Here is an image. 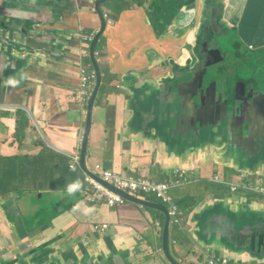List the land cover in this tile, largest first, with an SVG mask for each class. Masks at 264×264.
Listing matches in <instances>:
<instances>
[{
  "label": "crops",
  "instance_id": "obj_1",
  "mask_svg": "<svg viewBox=\"0 0 264 264\" xmlns=\"http://www.w3.org/2000/svg\"><path fill=\"white\" fill-rule=\"evenodd\" d=\"M38 1L26 0V18L30 3ZM84 1H89L86 8L78 5L79 0L67 1L68 7H73L68 12L69 22L59 26L70 38L62 45L67 55L65 60L47 53L48 48L56 46L61 39V33L54 31L49 15L39 14L34 21L41 22L43 32L37 41H32L30 34L34 35V29L30 22L20 25L29 41L26 44L24 111L30 123L32 116L39 123L36 122V127L41 132L45 130V141L30 128L25 151L12 144L22 107L6 104L4 96L18 100L24 92L10 96L11 89L17 88L19 83L10 86L0 80V109L8 112L0 114V131H6L5 136H9L7 140L0 138V169L9 180L13 177L9 169L26 156V166L34 168L33 176L40 177V180H30L26 174V224H30L26 229L19 222L15 227L13 222L18 213L17 199L22 195L13 196L15 192L8 180L5 184L11 195L0 196V264H65L66 255L72 257L71 264H98L109 251L116 249L127 253L130 264H170L163 252H159L162 250L165 214L130 202L110 207L104 201L93 202L90 206L86 200L93 190L84 182L86 172L74 158L81 155L87 107L77 104L74 96L81 82V67L84 63H91L90 58L84 59L81 55L89 44L84 42V37H91L99 29L100 21L91 6L95 0ZM251 1L229 0V13L237 14L232 20L237 25L246 18ZM114 2L103 8L113 12ZM198 2L196 0L186 10H196ZM185 3L176 0L177 7L170 18H165V12L161 13L157 5L154 7L158 24L166 30L164 35L154 30L147 14V9L152 6L151 0H139L129 11L113 12L114 23L107 25L96 48L102 83L93 109L87 169L98 174L96 167L99 165L125 176H144L156 182H168L176 169L187 170L196 181L170 192L185 219V228L170 226L168 233L169 251L175 262L195 264L206 257L207 251L232 261L230 252L239 244L241 254L236 263L232 261L234 264H264V250L251 252L248 244L245 245L252 230L264 232V224H253L247 219V213H256L264 220V197L243 188L254 184L264 173L259 169H256L258 173H250L244 168L223 167L229 162L238 166L245 158L223 152L218 129L205 132L202 140L192 143L181 154L166 150L159 136L144 132L148 124L145 111L148 109L141 107L143 100L138 101L140 93L137 94L136 86L156 80L157 72L153 69L159 58L176 59L171 56L172 49L180 40L182 30L171 22L182 14ZM117 8L121 10V7ZM262 16L261 23H264V7ZM189 32L190 28L187 35ZM260 36L263 35L258 33V40H262ZM42 37L52 38L46 39L45 45ZM67 42L73 43L68 50ZM31 63L42 66L40 80L29 74ZM149 75L152 77L148 78ZM9 108L17 109L18 114ZM8 110L12 111L11 114ZM139 156H144V161ZM224 169V177L239 172L246 182L223 180L217 172ZM216 177L232 186L241 185V188L232 192L231 186L214 182ZM223 192L228 195L224 197ZM153 196L144 199L162 204L161 200L151 198ZM23 205L21 203V207ZM224 220L227 224L211 234L209 224ZM234 220H239V224L233 225ZM90 250L95 254L90 255ZM109 261L120 263L114 256L109 257Z\"/></svg>",
  "mask_w": 264,
  "mask_h": 264
},
{
  "label": "flooded vegetation",
  "instance_id": "obj_2",
  "mask_svg": "<svg viewBox=\"0 0 264 264\" xmlns=\"http://www.w3.org/2000/svg\"><path fill=\"white\" fill-rule=\"evenodd\" d=\"M222 3L227 7L229 0H223ZM106 4L102 5V11L107 25H111L115 20L113 12L119 14V10L114 5L113 12L108 14L103 8ZM212 12L214 13V10ZM229 16L237 18V14H234L233 11H230ZM224 17L225 9L219 16L213 15L211 17L218 19V24L210 21L208 25L198 27L195 33L190 36V42L193 41V53H191V56H189V53L186 54L184 63L187 64L190 59L195 60L194 48H196L201 56L205 58L204 63L209 65L202 69V72L199 71L202 73L200 79L196 76L197 70H194L196 66L194 62L190 69L186 67L177 68L176 74L179 75L192 70L190 75L179 80L184 87L199 91V95L192 99L194 105L190 104L199 109H213L215 118L211 130L218 129L225 154H236L237 156L240 154L242 158L243 156L246 157V159L241 160L238 166L234 162L228 167L223 164V167L228 169L244 168L250 173H258L256 169H259L262 171L261 173H264V35L262 40H258L257 36L252 40L243 37L248 29L255 31L262 26L264 27V23L245 24V19H242L234 28L232 24L224 22ZM27 18L26 0H0V63L4 66L2 69L4 72H8L11 67L10 64L13 63L15 46L18 47L22 43L21 39H17L21 35L17 33L18 28L15 24L20 25L26 20L28 21ZM234 30H236L237 35ZM24 35H26V32ZM53 35L57 36V34ZM211 36H215L214 41ZM40 37L38 35V38ZM223 38H226L227 44L231 42L230 47L225 48V45L221 43ZM23 44L26 48V42ZM65 46L67 49L68 46H73V43L67 42ZM91 63L94 64L92 57ZM23 64L26 68V54ZM260 68H263L262 72L258 71ZM215 86L216 93L212 94L208 88ZM136 91L139 94L138 89ZM23 92L21 99L18 100H12L5 94V103L20 106L22 107L21 110L24 111L26 90ZM230 103H233L235 108L229 109L228 105ZM165 104L167 103L160 101L158 106L162 107ZM178 105H181L180 101H178ZM224 109H228L227 115H225ZM150 115L151 109L146 110L147 123L150 122ZM161 127L166 129L165 124ZM236 133H241L239 140L236 138ZM84 182L89 185L86 182V177Z\"/></svg>",
  "mask_w": 264,
  "mask_h": 264
},
{
  "label": "water",
  "instance_id": "obj_3",
  "mask_svg": "<svg viewBox=\"0 0 264 264\" xmlns=\"http://www.w3.org/2000/svg\"><path fill=\"white\" fill-rule=\"evenodd\" d=\"M67 1L68 0H40L35 4L30 3V13L27 18L28 22L32 24L34 29V35L30 34L31 36H33L32 41H37L38 35H41L43 33L40 30L41 22L40 23L34 22L36 17L39 14H42V15H49L52 18L53 21L52 25L54 26V31H58L61 33V39L57 41L56 46L52 48H48L50 50L47 51V53L50 56L62 60H65L67 57L65 53V49L62 47V45L67 41V39L70 38L68 34L64 33L59 26L61 24H65L69 22L68 12H70L73 8V7L72 8L68 7ZM113 1L115 0H96L91 5L92 7H94L95 12L100 18V28L96 33L95 37L93 38L90 47L91 57L96 71V80H95L94 91L88 102L87 120L85 125V132L82 140V148H81V155L79 162L81 169L85 171L87 174H90V172L87 169L86 158H87L90 134L92 130L93 107L95 104V100L98 97L102 83L101 72H100L99 64L96 60L95 50L97 48V44L99 43L101 36L104 34L107 28V21L105 19L104 12L102 11V5ZM195 2L196 0H187L182 14L174 20L176 27H180V28L189 27L191 29L190 35L194 34L198 27L208 25L210 21L214 24H218V19L216 20L215 18H211V17L213 15L219 16L224 12V9L226 12V8H227L225 7V4L222 3L223 0H204L200 12L201 22L200 25L197 27L195 23V19L198 14L197 9L186 10L187 7L194 4ZM88 3L89 1L85 2L83 8H86ZM213 10L214 13L212 12ZM224 19L225 21L224 20L222 21L230 23L228 17H224ZM24 23L25 22H23L22 24ZM20 25L17 23L15 24V26L18 28L17 33L21 35L17 39H21L22 35L25 34V30H23L20 27ZM211 37L212 40L214 41L215 36L214 37L211 36ZM41 39L43 40L44 37H42ZM194 50H195L194 51L195 60L193 61L192 59H190L187 61V64L184 63L186 55H183L177 59L159 58L155 62L153 69L155 72H157L156 80L151 82L144 81L143 83L136 86V88L140 93V96L138 97V101L143 100V103H140L141 107L143 109H151L150 122H148V124L144 127V132H146L147 135L149 136L152 135L159 136L162 139L166 150L168 148L171 151H176L178 154L184 152L185 149L188 146H190L192 143H198L200 140H202L203 134L211 130L213 119L215 118L213 109L212 110L199 109L193 106L194 104L192 99H194L197 95H199V91L196 89H188L187 87H184L182 83H180L179 81L180 78L190 75L192 73V70L185 71L179 75L176 74L177 68L186 67L190 69L192 67V63L194 62L196 65L194 67V70H197L196 76L197 78L200 79L202 73H200L199 71L202 72V69L208 67L209 65H206L204 63L205 58L201 56V54L197 51V49L194 48ZM191 53H193V49L189 53V56H191ZM208 90H210L212 94H215L216 86L213 88L209 87ZM160 101H164L167 104L163 105L162 107H159L158 104ZM178 101L181 102V105H178ZM190 103L193 105H191ZM228 106L229 109L235 108V105L233 103H230ZM224 111H225V115H227L228 109H224ZM163 124L166 125V129H163L161 127ZM240 136L241 133H236V138L238 140L240 139ZM244 158L246 159V157ZM231 164H234V162H229L228 164H225V166L228 167ZM90 175H93L92 172ZM95 177L100 182H102L106 187L114 191L116 194L128 200V202L135 203L151 209H155L165 214L166 220L164 226V235L162 236V252L166 260L170 264H178L172 258L169 251L168 233L170 232V217L166 206L157 202H152L144 198H138L136 196L127 194L115 188L114 186L105 183L99 177L97 176ZM244 212H245V208H244ZM241 219H243V217ZM247 219H249L253 224H258L261 226L264 224V220L262 219V217H259L256 213H247ZM226 224H227L226 220L216 224L214 222H211L209 224L211 231L210 233L214 234L217 229L224 227ZM238 224H239V220L237 221L234 220L233 225L236 226ZM246 244H248L247 247L251 252L258 253L264 250V232L256 233L255 231L252 230V233L249 234V236H247V241L245 245ZM93 251L94 250H90V255L95 254V252ZM230 254H231L230 257H232L233 254L240 255L241 254L240 245L236 244L232 248ZM111 256L117 257L120 261L119 264H130V262L128 261L127 253H121L119 249L109 251V253L105 255L98 264H113L109 261V257ZM64 259H65V264H71L72 257L70 255H66ZM232 261L236 263L237 259L232 257Z\"/></svg>",
  "mask_w": 264,
  "mask_h": 264
},
{
  "label": "rangeland",
  "instance_id": "obj_4",
  "mask_svg": "<svg viewBox=\"0 0 264 264\" xmlns=\"http://www.w3.org/2000/svg\"><path fill=\"white\" fill-rule=\"evenodd\" d=\"M201 0H199L198 4H197V16L195 19V23L196 26L198 27L200 25L201 19H200V12L202 9V4L200 2ZM150 2V0H149ZM152 2V6H150L147 9V14L153 24V28L156 32L158 33H162V35H164L166 33V30L164 27H161L158 22H157V17L156 14L154 12V7L157 5V9H160L161 13L165 12V18H170L171 14L176 10V0H151ZM115 6L117 7H121L120 13L123 11H129L132 9V6L134 3H139V0H115ZM78 5L82 8L85 5V1L84 0H79ZM165 5H168V8H164ZM105 12H107L108 14H110V10L109 9H105ZM229 15V5L226 8V12H225V17H227ZM229 18V22L230 24H232L234 26V28L237 27L236 22L232 21L235 18L232 17H228ZM171 23H174L171 22ZM182 31L180 33V40L178 42H176V44L173 46L172 49V57L173 58H180L183 55H186L188 53H190L193 49V41L190 42L188 41V37L190 35H187V31H189V27L186 28H180ZM165 30V31H164ZM236 33V30H234ZM249 31V32H247ZM244 34L243 37L245 39L248 40H252L255 39V36H252L250 34V30L248 29ZM92 31H90V33H92ZM260 34L264 35V30L263 31H258ZM237 35V33H236ZM238 38V36H236ZM51 39L52 37H44L43 39V43L46 45V43L44 42L46 39ZM22 43L19 44L18 47L15 46L14 48V52H15V56H14V60L13 63L10 64L11 67L9 69L8 72H4L2 71V69L4 68V66L1 65L0 63V80L3 82V84L5 85H14L15 83H19L21 85H17V88H12L10 91V96H15L18 93H22L24 90H26V68L24 66V60H25V54H26V48L24 47V42H26V44H28V39H27V35H22L21 37ZM222 40V44L225 45L226 47H230V44L226 43V38L221 39ZM101 47V46H100ZM23 48V51H20V49ZM31 59V57H29ZM211 65V64H210ZM42 66H39L38 63H31V68H30V72L29 74L31 76H34L35 78H37V80L41 79V75L39 73L40 69ZM263 68H260L258 71L262 72ZM152 76H148V78H150ZM262 85V84H261ZM25 86V88H24ZM263 86V85H262ZM25 105H26V100H25ZM12 111H16L17 113V109H13V108H9ZM11 110H8L11 114ZM13 111V112H14ZM0 114H8L7 111H5V109H0ZM29 117V116H28ZM19 115L17 116V126H18V120H19ZM32 118V123H29V126L26 130V136L28 134V130L31 128L33 129L34 132L38 133V135L41 137L42 141H45L44 138L47 136V133L45 132V130L42 129V132L36 127V122L38 123V121L36 120V122L34 121V118L31 116ZM30 119V118H29ZM1 121V119H0ZM35 124V125H34ZM39 124V123H38ZM33 125V126H32ZM16 126V127H17ZM7 128L9 129V126L7 125ZM3 129V128H2ZM1 129V130H2ZM5 134H7L6 131H0V138L2 140H7L9 139V136H5ZM46 135V136H45ZM26 136L24 138L23 141L19 140L16 137V131L13 133L12 136V144L16 145L20 151H25L24 147H26ZM19 140V141H18ZM20 142V143H19ZM22 146V147H21ZM143 161H144V156H139ZM22 158V157H21ZM21 158L19 159L18 163L15 164L14 166H12L9 170L13 173V177L10 178L8 180V183L11 185V187L13 188L14 192H21L22 196H19L17 201H18V205L16 206L17 208V215L15 217V220H13L15 227L17 226V223H22L24 225V228L26 229L27 227H29L30 224H26V174L29 176L30 180H40L39 176H33V171L34 168L26 166V163H22ZM48 159L49 156H47ZM217 173H219L220 177L223 178V180H227L228 182H237V183H245L246 182V178H241L240 177V173H232L230 175H227L224 177L226 170H222V171H218ZM7 181V180H6ZM1 194V192H0ZM41 195L40 193L38 194V196ZM228 194L226 192H223V196L226 197ZM152 196V195H150ZM150 196H145L146 198L150 197ZM156 201H160L158 200L155 196L151 197ZM248 199L251 201L250 196H248ZM95 202V201H90L89 205L91 206V204ZM161 202V201H160ZM21 203H24L23 207H21ZM182 209V208H181ZM10 211H13V208H10ZM184 212V211H183ZM20 230V228L18 229ZM239 255L237 254H233L232 257L233 258H237Z\"/></svg>",
  "mask_w": 264,
  "mask_h": 264
},
{
  "label": "built area",
  "instance_id": "obj_5",
  "mask_svg": "<svg viewBox=\"0 0 264 264\" xmlns=\"http://www.w3.org/2000/svg\"><path fill=\"white\" fill-rule=\"evenodd\" d=\"M92 37L85 36L84 42L90 43ZM84 59L91 60V52L89 44L86 45L81 53ZM96 80V72L92 63H84L81 67V82L77 94L74 96V101L81 107H87L85 103H88L90 96L92 95ZM75 162H78V157L74 158ZM76 164V163H75ZM72 165V168L75 167ZM99 173L96 175L102 179L105 183L113 185L117 189L126 192L133 196H148L154 195L156 198L162 201L167 207L170 225L178 226L179 228H185V219L183 213L180 211L178 205L174 202L170 192L172 189L180 188L184 185L191 184L196 180L189 176V172L185 169H176L173 172V176L168 182H156L147 177L139 176H125L112 170H105L101 166L96 167ZM86 182L93 188V193L89 194L87 201H104L110 207L122 206L128 203V201L122 196L116 194L114 191L106 187L95 176L87 174ZM214 182L223 183L232 187V192H238L240 186H232L228 182H223L216 177ZM246 190L254 192L264 197V176L258 177L254 184L243 187ZM158 225H160L158 223ZM105 229V227L103 228ZM161 253L162 250H159ZM195 264H234L228 257H218L212 252L207 251V255L202 260L197 261Z\"/></svg>",
  "mask_w": 264,
  "mask_h": 264
},
{
  "label": "trees",
  "instance_id": "obj_6",
  "mask_svg": "<svg viewBox=\"0 0 264 264\" xmlns=\"http://www.w3.org/2000/svg\"><path fill=\"white\" fill-rule=\"evenodd\" d=\"M187 0H179V3L186 2ZM263 7H264V0H252L250 3V7H248L246 11V18L244 20L245 24H251V23H258L261 24L263 21ZM120 12V11H118ZM264 27L262 26L261 28L255 30V31H250L252 36H257L259 33L258 31H263ZM260 38H262L260 36ZM19 120H18V126L16 127V137L23 141L25 136H26V130L29 126L30 119L28 117V114L25 113L24 111H21L19 114ZM18 140V141H19ZM20 143V142H19ZM22 147V146H21ZM25 148V147H24ZM22 163H26V156L22 159ZM6 180H8V177L6 173L4 172L3 169H0V196L1 197H9L11 195L10 191L6 189ZM16 194H21V192H15ZM15 196V195H13ZM16 197V196H15Z\"/></svg>",
  "mask_w": 264,
  "mask_h": 264
},
{
  "label": "clouds",
  "instance_id": "obj_7",
  "mask_svg": "<svg viewBox=\"0 0 264 264\" xmlns=\"http://www.w3.org/2000/svg\"><path fill=\"white\" fill-rule=\"evenodd\" d=\"M187 2V1H186ZM93 8V10H94V7H92ZM96 33V32H95ZM95 33L91 36L92 38H93V36L95 35ZM92 42V41H91ZM91 42L89 43V46L91 47ZM95 52H96V50H95ZM95 55H96V53H95ZM96 60H97V58H96ZM98 62V61H97ZM99 64V63H98ZM93 65V68H94V64H92ZM99 68H100V66H99ZM94 70H95V68H94ZM96 72V71H95ZM100 72H101V70H100ZM101 78H102V74H101ZM94 87H95V85H94ZM93 91H94V89H93ZM93 93V92H92ZM91 97V96H90ZM90 99V98H89ZM89 102V101H88ZM95 102H96V100H95ZM94 106H95V104H94ZM93 109H94V107H93ZM87 112H88V106H87ZM92 120H93V117H92ZM78 160H79V162H80V157H78ZM91 174V173H90ZM92 174H93V176H96L97 174L96 173H93L92 172ZM87 175V173L85 174V176ZM113 186V185H112ZM116 188V187H115ZM69 190H71V188L69 189ZM126 193V192H125ZM128 194V193H127ZM19 195H22V194H16L15 193V196H19ZM133 196V195H132ZM136 197H138V198H145V196H143V197H140V196H136ZM128 201V200H127ZM163 204V203H162ZM164 205V204H163ZM167 208V207H166ZM171 226V225H170Z\"/></svg>",
  "mask_w": 264,
  "mask_h": 264
}]
</instances>
